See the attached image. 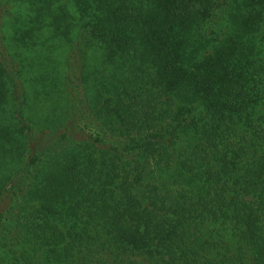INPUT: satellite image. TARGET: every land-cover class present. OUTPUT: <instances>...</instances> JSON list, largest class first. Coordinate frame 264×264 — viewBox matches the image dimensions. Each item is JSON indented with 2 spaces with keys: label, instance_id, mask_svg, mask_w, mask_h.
<instances>
[{
  "label": "trees",
  "instance_id": "trees-1",
  "mask_svg": "<svg viewBox=\"0 0 264 264\" xmlns=\"http://www.w3.org/2000/svg\"><path fill=\"white\" fill-rule=\"evenodd\" d=\"M0 264H264V0H0Z\"/></svg>",
  "mask_w": 264,
  "mask_h": 264
}]
</instances>
